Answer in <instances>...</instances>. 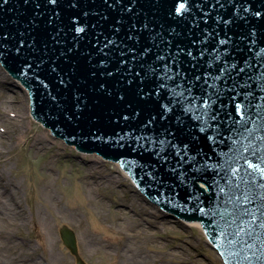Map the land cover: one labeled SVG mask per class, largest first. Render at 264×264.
<instances>
[{"label":"water","instance_id":"95a60500","mask_svg":"<svg viewBox=\"0 0 264 264\" xmlns=\"http://www.w3.org/2000/svg\"><path fill=\"white\" fill-rule=\"evenodd\" d=\"M180 2L0 0V62L37 120L120 161L161 221L198 220L225 264H264V0Z\"/></svg>","mask_w":264,"mask_h":264},{"label":"rangeland","instance_id":"374dc122","mask_svg":"<svg viewBox=\"0 0 264 264\" xmlns=\"http://www.w3.org/2000/svg\"><path fill=\"white\" fill-rule=\"evenodd\" d=\"M4 92L12 103L4 104ZM20 103L26 127L48 140L38 152L24 141L9 148L1 166L19 187L28 222L13 238L0 234V264H76L61 238L63 225L75 232L87 264H225L200 226L179 216L161 221L168 210L151 202L119 163L79 150L37 121L28 89L0 63V112L20 110ZM85 182L95 187L91 196Z\"/></svg>","mask_w":264,"mask_h":264},{"label":"bare ground","instance_id":"6f19581e","mask_svg":"<svg viewBox=\"0 0 264 264\" xmlns=\"http://www.w3.org/2000/svg\"><path fill=\"white\" fill-rule=\"evenodd\" d=\"M4 104L12 103L14 100L8 94L4 92ZM21 104V103H20ZM20 110L10 109L9 107H3L0 112V118L4 123V127H0V221L4 224L3 229H0V234L5 233L13 238L15 230L23 226L28 222L27 213L22 206V202L19 199V187L16 182L7 176L2 170V164L8 161L10 157L8 149L25 142L29 144V147L38 152L41 149L46 148V142L48 136L44 133L33 132L31 128H27L25 125V112L23 105H19ZM27 108V109H26ZM25 110L28 113L29 106L26 105ZM127 176H130L126 172ZM136 185V184H135ZM86 192L89 196L94 193L95 187L92 183L85 182ZM44 190H49L51 187H43ZM39 216L44 219L45 214L42 211H38ZM185 225H197L203 230L201 222L190 221L184 223ZM204 231V230H203ZM52 250L54 246H52ZM54 252V251H53ZM56 255V254H55ZM39 264H42L39 262Z\"/></svg>","mask_w":264,"mask_h":264},{"label":"snow or ice","instance_id":"6c2138e0","mask_svg":"<svg viewBox=\"0 0 264 264\" xmlns=\"http://www.w3.org/2000/svg\"><path fill=\"white\" fill-rule=\"evenodd\" d=\"M186 10H187L186 3L184 2V0H181V2L178 3L177 5L176 12L179 15V14H182Z\"/></svg>","mask_w":264,"mask_h":264}]
</instances>
